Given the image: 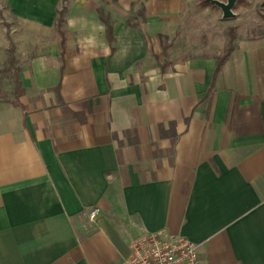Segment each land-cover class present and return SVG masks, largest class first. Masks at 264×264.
Returning a JSON list of instances; mask_svg holds the SVG:
<instances>
[{
  "label": "crops",
  "instance_id": "1",
  "mask_svg": "<svg viewBox=\"0 0 264 264\" xmlns=\"http://www.w3.org/2000/svg\"><path fill=\"white\" fill-rule=\"evenodd\" d=\"M3 1L49 38L0 100V264H126L143 231L264 264V30L220 10L219 64L176 46L191 0Z\"/></svg>",
  "mask_w": 264,
  "mask_h": 264
},
{
  "label": "rangeland",
  "instance_id": "2",
  "mask_svg": "<svg viewBox=\"0 0 264 264\" xmlns=\"http://www.w3.org/2000/svg\"><path fill=\"white\" fill-rule=\"evenodd\" d=\"M262 3L249 4L246 0H240L234 6L236 12L241 11L240 19L230 21L229 24L238 23L241 27L260 26L264 30ZM68 4L63 2L59 8L64 5L68 7ZM33 7V4H7L0 0V100L14 101L20 96L22 70L28 65L30 58L39 52L40 45L45 43V39L49 38L40 35L39 25L34 19L29 18V11L33 10ZM189 11L196 16L192 18L193 15H190L186 22L187 28L182 31V36L176 42L179 51L185 55L222 53L230 42L232 44L236 37L233 33L235 26L227 27L229 31L224 28L221 11L216 5L206 4L205 0H191ZM244 12L246 14H243ZM63 24L64 21L56 25L58 36L61 38H64Z\"/></svg>",
  "mask_w": 264,
  "mask_h": 264
},
{
  "label": "built area",
  "instance_id": "3",
  "mask_svg": "<svg viewBox=\"0 0 264 264\" xmlns=\"http://www.w3.org/2000/svg\"><path fill=\"white\" fill-rule=\"evenodd\" d=\"M98 210L90 212L93 220ZM126 264H200L197 245L180 235L143 231L129 243Z\"/></svg>",
  "mask_w": 264,
  "mask_h": 264
},
{
  "label": "trees",
  "instance_id": "4",
  "mask_svg": "<svg viewBox=\"0 0 264 264\" xmlns=\"http://www.w3.org/2000/svg\"><path fill=\"white\" fill-rule=\"evenodd\" d=\"M66 1V0H64ZM205 3H210L208 0H205ZM262 6L264 7V2L262 3ZM67 10V6L64 5L63 7H61V9H59L57 11L58 13V17H57V25L61 24L64 20H63V14L65 13V11ZM99 15H100V19L106 24V37H107V40L109 43L112 42L113 40V37H112V27H111V24L109 22V19L107 16L103 15V13L100 11L99 12ZM232 39V37L230 38V40ZM62 45H63V42H62ZM233 46L230 42L227 50H226V53L224 55V57H222V59H220L219 61V64H221V62L224 60V58L229 54V52H231ZM62 51H63V47H62ZM218 64V65H219Z\"/></svg>",
  "mask_w": 264,
  "mask_h": 264
},
{
  "label": "water",
  "instance_id": "5",
  "mask_svg": "<svg viewBox=\"0 0 264 264\" xmlns=\"http://www.w3.org/2000/svg\"><path fill=\"white\" fill-rule=\"evenodd\" d=\"M208 1L211 4H214L218 8H220V10L222 11L223 18H231L234 16L232 9L235 6L237 0H226V1L208 0Z\"/></svg>",
  "mask_w": 264,
  "mask_h": 264
}]
</instances>
